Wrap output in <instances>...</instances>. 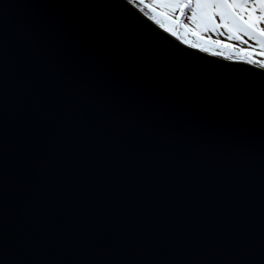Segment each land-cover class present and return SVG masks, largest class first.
<instances>
[{"label":"water","instance_id":"1","mask_svg":"<svg viewBox=\"0 0 264 264\" xmlns=\"http://www.w3.org/2000/svg\"><path fill=\"white\" fill-rule=\"evenodd\" d=\"M0 264H264V67L0 0Z\"/></svg>","mask_w":264,"mask_h":264},{"label":"snow or ice","instance_id":"2","mask_svg":"<svg viewBox=\"0 0 264 264\" xmlns=\"http://www.w3.org/2000/svg\"><path fill=\"white\" fill-rule=\"evenodd\" d=\"M129 5L146 3V0H127ZM164 9L162 15L171 13L174 21L183 19L188 27L195 22L211 31L227 27L239 36H248L256 42L264 40V0H151ZM231 34V31H230ZM175 32L172 33L173 39ZM195 50V49H194Z\"/></svg>","mask_w":264,"mask_h":264},{"label":"trees","instance_id":"3","mask_svg":"<svg viewBox=\"0 0 264 264\" xmlns=\"http://www.w3.org/2000/svg\"><path fill=\"white\" fill-rule=\"evenodd\" d=\"M132 5L139 8L146 17L152 19L166 31L175 32V36L190 46L224 59L247 61L264 67V40L258 43L256 40L243 35L242 32L237 36L235 30H229L227 27L214 28L211 32L203 25H198L195 22L189 23L188 27H183V24L186 23L184 20L170 23L163 21L164 23H161L154 13L150 14L148 12L149 8H153L151 0H146V3H134ZM163 20H166V18L163 17ZM191 25L197 28L191 29Z\"/></svg>","mask_w":264,"mask_h":264},{"label":"rangeland","instance_id":"4","mask_svg":"<svg viewBox=\"0 0 264 264\" xmlns=\"http://www.w3.org/2000/svg\"><path fill=\"white\" fill-rule=\"evenodd\" d=\"M153 8H149L148 9V12L150 14L154 13V15H156L157 19L161 22V23H164L163 21H165L166 23H170L172 21H174L172 19V16H171V13H168L167 15H162L161 13L164 12V9L160 8L159 6H156V5H152ZM163 17L166 18V20H163ZM183 20V19H181ZM262 27H264V25H262ZM191 29H196L197 27L194 26V25H191L190 27ZM212 32V31H211Z\"/></svg>","mask_w":264,"mask_h":264}]
</instances>
